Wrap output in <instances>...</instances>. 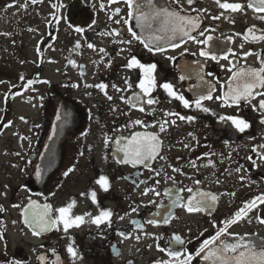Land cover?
I'll return each instance as SVG.
<instances>
[{
  "label": "flooded vegetation",
  "instance_id": "af4514ba",
  "mask_svg": "<svg viewBox=\"0 0 264 264\" xmlns=\"http://www.w3.org/2000/svg\"><path fill=\"white\" fill-rule=\"evenodd\" d=\"M0 1V21L4 20L5 24L12 14L20 15L22 10L31 9L26 14L37 16L31 21L32 25L38 26L35 34L39 39L34 52L37 55V70L54 65L65 70L58 82H54L57 78L53 79V76L42 78V82L46 81L49 85L43 98V127H38L43 131L36 132L37 145L34 156L28 161L27 175L19 179V175L13 174L18 164L10 165L9 170L5 167L0 175V193H6L0 195V206L5 209L0 212V235L3 236L0 239V264H55L58 258L59 264H157L161 259H170L167 252L158 251L157 244L167 249L173 234L185 239V244L175 247L191 254L192 264H211V261L204 260L203 254L195 255L203 242L215 237L217 231L225 227V222L233 219L234 214L244 207L245 202L264 195V160L258 158V153H264V148L260 147L264 145V124L259 122L264 116L252 110V105L262 97L252 100L251 104L241 101L239 107L222 106V102L215 97L227 91L231 76L227 71L228 60H204L199 57L203 45L188 41L182 43L180 48H169L161 54L148 52L136 41L131 46L118 43L119 40L131 38L128 33L130 25L140 34L134 20L130 21V25L124 24L127 8L123 3H113L112 0ZM164 2L159 0L161 4ZM221 2L247 5L248 0ZM181 6L182 14L196 15L192 8L200 10V27L209 30L206 35L214 37V44L237 54L235 57L229 56L236 68L258 69L261 66L259 58L264 57V40L251 42L248 29L255 28L257 35L264 34V20L257 18L264 13L257 14L246 8L244 12L233 14L220 9L214 0H195L191 8L187 0H179L173 5L177 10H181ZM116 9H119L118 13ZM48 11L50 20L43 24L44 29H40V22ZM214 16L221 18L214 20ZM54 17L59 18L58 22ZM117 20L120 23H116ZM59 22L66 24L56 28ZM26 23L24 27H27ZM75 27L82 28V33H77ZM58 33L62 35L61 45L54 44ZM115 33H119V36ZM10 34L19 38L15 45L21 48L23 41L19 31ZM70 36L81 37V46L77 51L75 46L70 45ZM246 36L248 39H245ZM89 43L94 48H88ZM50 51L51 56L48 54ZM182 52L184 55H181ZM248 52L253 54L244 58ZM130 56H135L142 64L156 65L153 73L156 87L151 93L156 103L143 104L144 112L121 100L123 96L126 101L133 93L141 95L144 100L148 99L137 87L143 73L139 69L125 67ZM170 56L175 60H169ZM198 61L204 64V80L215 89L213 100L203 102L210 109L209 113L195 107L196 87L200 84L195 73L180 80V76L184 75L181 67L191 65L197 69ZM40 73L33 75V83ZM126 79L131 88L125 84ZM100 83L107 85L106 92L113 97L111 101L95 87ZM163 83L172 84L174 90L189 100L192 106L184 108L179 101L169 97L160 87ZM113 85L122 91H116ZM221 85H224L223 89ZM33 108L36 110L37 105ZM169 112L191 115L196 119L191 123L180 121L176 116L166 115ZM221 116H238L250 127L241 133L230 121H221ZM137 120L142 124H136ZM165 120H175L176 123L166 125L167 131L160 132L159 125ZM19 121H22L21 117ZM136 133L159 136L162 141L160 155L164 159L158 156L156 160L147 162L148 167L118 164L117 160L123 159L113 156L118 146L123 147ZM52 140L55 142L52 156L42 159L44 149ZM253 148L257 152H253ZM193 162L195 166H192ZM70 168L74 170L65 176L64 173ZM173 168L180 171L173 172ZM37 169L40 171L39 177L36 175ZM150 169L163 171L156 176ZM101 176L109 181L108 191L96 183ZM78 177H81V182ZM166 177H173L174 180ZM140 180L146 183L140 184ZM157 180L160 181L159 185L156 184ZM196 180L200 181L199 185L194 183ZM187 187L216 195L218 203L201 213L189 214L183 208H174L175 218L169 224H164L162 216L156 213L157 205L170 203L164 195L165 191L171 190L186 200L189 193L181 190ZM146 188H156L160 195L156 196L153 192L144 195ZM92 191L97 194L95 204L91 199ZM53 192L55 195H52ZM30 202L41 209L45 204L50 205L54 215L56 209L74 202L71 215L84 216L85 223L70 229L68 233L51 228L39 236H33L31 226L25 224L22 215ZM104 210L112 213L110 226L97 228L88 222L86 214L95 217ZM257 214L264 218V204L232 224L228 232L233 235L224 236L221 240L231 243L233 236H239L245 238L246 243L259 244L264 239V224L256 218ZM151 219H155L157 225L148 224L147 221ZM119 233H125L128 238ZM158 237L162 238L156 239ZM220 242L217 241L214 247L219 246ZM69 244L77 252L75 260L67 253ZM41 256L45 257L44 261L39 259Z\"/></svg>",
  "mask_w": 264,
  "mask_h": 264
},
{
  "label": "snow or ice",
  "instance_id": "6c2138e0",
  "mask_svg": "<svg viewBox=\"0 0 264 264\" xmlns=\"http://www.w3.org/2000/svg\"><path fill=\"white\" fill-rule=\"evenodd\" d=\"M35 2V0H34ZM113 3H123L127 8V18L123 19L124 24L130 25V21H135V28L140 29V34L134 30L133 26L128 27V33L130 39L119 40L118 43L127 44L131 46L134 41L143 45L150 53H164L169 48L177 49L181 47L182 43H187L191 41L197 45H203L199 50V57L204 60H213L219 62L220 59L228 60L227 71L231 73L229 82L227 84V91L222 92V95L216 96L215 99L222 102V106H236L239 107L241 101L251 104L252 100H256L257 97H262L258 99V102L252 105V110L258 111L264 116V57H260V67L258 69L254 68H236L232 60H229V56L235 57L237 54L231 49L223 50L219 44H214V37L212 35H206L209 31L206 28H201L202 16L200 15V10L192 8L193 12H196V15H191L185 12L182 14L183 7L181 10H177L173 5L177 4L179 0H165L163 4L159 3V0H112ZM220 9H223L230 13H240L244 12L245 9H250L254 13L261 14L264 13V0H248L247 5H244L240 2H221V0H214ZM195 3V0H187V5L189 8ZM11 6V5H10ZM116 12H119V9H116ZM223 15V13H221ZM214 20H218L220 16L212 17ZM258 19L264 20V15H258ZM54 19H58L54 17ZM116 23H120L119 20ZM77 33H82L83 29L80 27H75ZM248 33L252 36L251 42H259L264 40V34L257 35V30L255 28H249ZM119 36V33H115ZM199 37H203L200 39ZM218 39V38H217ZM231 40V37L228 38ZM245 39H248L246 36ZM77 47L80 45L77 44ZM88 48H94V45L89 43ZM213 48L215 51H213ZM103 51V49H101ZM121 52L124 51L123 48L120 49ZM185 51H187L185 49ZM219 53V54H218ZM253 53L248 52L244 54V58ZM184 55V52L181 53ZM196 55V53H192ZM169 60H175V57H168ZM199 67L193 69L191 65H184L181 67V71L184 75L180 76V80H184L193 73L197 76L200 81L199 86L196 87V98H195V107L196 109L209 113L210 109L204 106V101L213 100V92L215 89L207 84L204 80L203 68L204 64L197 62ZM125 67L129 69H139L143 73V79L140 80L137 87L140 89V93L143 94V97H148V99H142L141 95L133 93L132 96L128 97L125 101V98L122 96L121 100L128 103L132 107H138L140 112H144L145 109L142 106L143 104L152 105L156 101L151 98V93L156 87V80L153 75L156 65L142 64L135 56H130ZM223 67V66H222ZM235 69V70H234ZM207 75H212V73H207ZM23 79V77H21ZM45 83H47L45 81ZM125 84L128 88H131V84L128 83V80H125ZM86 87H93V85H86ZM98 89L104 92L105 96L109 101L113 99L111 95H108L106 92L107 85L100 83L95 85ZM163 90L167 93L169 97L179 101L184 108H190L189 100L185 99L183 95H179L175 90L174 86L170 83H163L160 85ZM113 88H116V91H122V89L117 88L116 85H113ZM221 88H224V85H221ZM168 116H176L180 121L187 120L188 122H193L196 118L194 116L180 115L179 113L169 112L166 113ZM59 119V117H57ZM221 121H230L231 124L235 127L236 130L243 133L250 127V124L246 122L243 118L238 116H221ZM261 124H264V118L259 121ZM136 124H142V121H135ZM176 121L165 120L159 125L160 132H166V125H175ZM7 127L8 125H4ZM191 135V134H190ZM107 143V142H106ZM119 145V141H117ZM187 147V145H185ZM264 148V145L260 146ZM162 148V141L157 135L150 134H133L130 139L127 140L123 147L117 148L119 152L123 153V159L117 160L118 164H130L133 167L137 165H144L148 167L147 162L154 161L159 156L160 159H164L160 155ZM253 152H257L256 148L252 149ZM19 155V153H16ZM83 155V153H81ZM258 158L264 160V153H258ZM249 160L252 157H248ZM255 163V162H253ZM192 166H195L194 162ZM74 168L68 169L64 173L67 176ZM155 172L156 176L161 175L163 169H150ZM173 172H179L180 169L173 168ZM236 171H240L237 169ZM36 175L39 177L40 171L37 169ZM166 179H172L173 177H166ZM243 179V177H242ZM96 183L104 191L109 190V181L106 177L101 176ZM140 184L146 183L144 180L139 181ZM160 181L157 180L156 184L159 185ZM195 184L199 185L200 181L196 180ZM139 185H137L138 187ZM187 191L189 193L188 198L185 200L181 195L173 194L171 190H166L164 195L170 200V203L167 205L160 204L157 205L158 212L157 215H161L164 224H169L172 219H174V214L172 209L174 208H183L187 213H201L207 210L212 209L218 203V197L210 192L201 191L198 188L194 189L193 187H187L181 191ZM149 192H153L156 196L160 195V192L156 188H146L144 195H147ZM0 195H6V193H0ZM55 195V192L52 193ZM82 195H86L82 193ZM96 192H91L92 202L97 203ZM235 195V193H231ZM150 203H155V201H150ZM264 204V195L254 197L250 202H245L243 208L238 210L234 214L233 219H229L225 222V227L217 231L216 236L210 240H205L199 251L195 253L196 256L203 254L205 261H211V264H264V239L260 241L259 244L255 243H246L245 238L239 236H233V242L229 243L227 241H222L221 238L224 236L233 235L228 232V228L239 222L241 219L245 218L247 214L252 211L254 208H258L259 205ZM13 207H19V205H13ZM74 207V202L68 204L67 206L60 207L55 210V215L51 209L50 205L45 204L41 209L39 205H36L34 202H30L28 207H26L22 215L24 216V222L26 225H30L32 228L33 236H39L42 232H46L51 228H56L57 230H63V232L68 233L70 229L80 227L85 223L84 216H72L71 209ZM136 211L135 208L132 209ZM5 211V209L0 206V212ZM89 217L90 223L96 225L97 228H100L102 225L110 226L111 225V211L104 210L101 211L97 216L92 217L90 213L86 214ZM123 219V217H121ZM261 224H264V218L257 217ZM135 223V221H133ZM148 224L157 225L155 219L147 221ZM137 227H140L139 225ZM124 238H128L125 233H119ZM158 237L156 239H161ZM0 239H3V236L0 235ZM139 239V237H137ZM217 241H221L219 246L214 247L217 244ZM185 239L181 235L173 234L170 240L168 241V248H162L157 244V249L160 252H167V255L170 257L169 260H163L157 262V264H192L193 256L187 251H180L175 246L185 244ZM67 253L69 256L75 260L77 258V252L72 247L71 244L67 247ZM41 261L45 260L44 256L39 257ZM59 264V258L55 262Z\"/></svg>",
  "mask_w": 264,
  "mask_h": 264
},
{
  "label": "rangeland",
  "instance_id": "374dc122",
  "mask_svg": "<svg viewBox=\"0 0 264 264\" xmlns=\"http://www.w3.org/2000/svg\"><path fill=\"white\" fill-rule=\"evenodd\" d=\"M42 10L46 11L45 8ZM27 12H31V9H27L25 12L22 10L20 15L12 14L7 24L4 23V20L0 21V129L3 128V132L0 134V166L2 167L0 175L3 174L5 167L9 170L10 165L18 164V169L14 170L13 174L19 175V179L27 175L28 161L35 154L36 132L38 130L43 131L41 128L44 118L42 111L43 106H45L43 105V98L47 94L49 85L48 82L47 84L42 82V78L46 79L45 77L49 75L53 76V79L56 77L54 82H58L65 71L63 67L57 65L37 70L35 65L37 55H34V52L35 43L39 39L35 34L38 26L35 27L31 23L37 16L33 13L27 15ZM49 13V11L45 13L46 17L40 22V29H44L43 24L46 25V22L50 20ZM27 20L30 22L26 23ZM25 23L27 27H24ZM65 24L66 22H62V24L59 22L56 28L63 27ZM10 30L11 32L19 31L22 35L23 46L21 48L15 45L19 38L11 35ZM23 30L25 31L24 34ZM3 34L10 35V37H4ZM58 35L59 37L54 44L61 45L62 35L60 33ZM70 38V45L75 46L77 51L81 46V37L75 36L73 38L70 36ZM77 44L80 46L77 47ZM51 53L50 51L48 54L51 56ZM39 71L41 73L33 83V75ZM36 105L37 108L34 110L33 107ZM20 117L22 121H19ZM4 125L8 126L5 127ZM39 126L41 127L38 128ZM78 181L81 182V177H78ZM13 185L16 186L14 183ZM250 193L247 192V194ZM23 196L26 197V194L23 193Z\"/></svg>",
  "mask_w": 264,
  "mask_h": 264
},
{
  "label": "water",
  "instance_id": "95a60500",
  "mask_svg": "<svg viewBox=\"0 0 264 264\" xmlns=\"http://www.w3.org/2000/svg\"><path fill=\"white\" fill-rule=\"evenodd\" d=\"M54 147H55V142L52 140L50 145L48 144L46 146V148L44 149L42 159L50 158L52 156L53 151H54ZM113 156H115V157H123V154H122V152H119L118 150H116V153Z\"/></svg>",
  "mask_w": 264,
  "mask_h": 264
}]
</instances>
